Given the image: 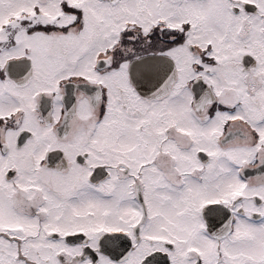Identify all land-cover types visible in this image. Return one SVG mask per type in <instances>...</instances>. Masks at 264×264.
<instances>
[{"label":"snow or ice","instance_id":"6c2138e0","mask_svg":"<svg viewBox=\"0 0 264 264\" xmlns=\"http://www.w3.org/2000/svg\"><path fill=\"white\" fill-rule=\"evenodd\" d=\"M0 264H264V0H0Z\"/></svg>","mask_w":264,"mask_h":264}]
</instances>
